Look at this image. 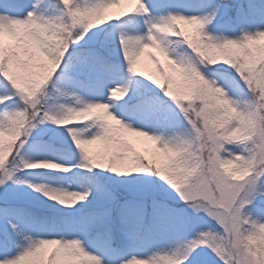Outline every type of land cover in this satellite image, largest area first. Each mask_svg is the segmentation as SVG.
Masks as SVG:
<instances>
[{"label":"snow or ice","instance_id":"obj_1","mask_svg":"<svg viewBox=\"0 0 264 264\" xmlns=\"http://www.w3.org/2000/svg\"><path fill=\"white\" fill-rule=\"evenodd\" d=\"M0 264H264V0H0Z\"/></svg>","mask_w":264,"mask_h":264},{"label":"rangeland","instance_id":"obj_2","mask_svg":"<svg viewBox=\"0 0 264 264\" xmlns=\"http://www.w3.org/2000/svg\"><path fill=\"white\" fill-rule=\"evenodd\" d=\"M123 7H125V5L122 3L120 6L114 7L110 11L113 13H119ZM145 60L147 61V63L144 62ZM137 68H138V71H142L144 73H148V72L153 71V66L151 65L150 61L147 60L146 57L140 58V60L137 63ZM149 145H150V142L144 141V140H142V138H140V139H138L136 146L138 149L143 150L146 146H149ZM94 147H99V146H94Z\"/></svg>","mask_w":264,"mask_h":264},{"label":"bare ground","instance_id":"obj_3","mask_svg":"<svg viewBox=\"0 0 264 264\" xmlns=\"http://www.w3.org/2000/svg\"><path fill=\"white\" fill-rule=\"evenodd\" d=\"M144 62H145V63H147V61H146V60H145Z\"/></svg>","mask_w":264,"mask_h":264}]
</instances>
